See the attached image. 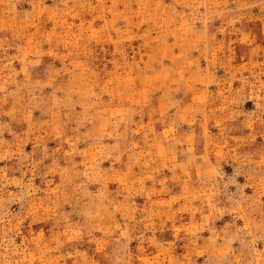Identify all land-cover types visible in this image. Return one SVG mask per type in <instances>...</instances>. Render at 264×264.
<instances>
[{
	"label": "rangeland",
	"instance_id": "obj_1",
	"mask_svg": "<svg viewBox=\"0 0 264 264\" xmlns=\"http://www.w3.org/2000/svg\"><path fill=\"white\" fill-rule=\"evenodd\" d=\"M0 264H264V0H0Z\"/></svg>",
	"mask_w": 264,
	"mask_h": 264
}]
</instances>
